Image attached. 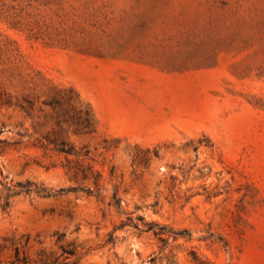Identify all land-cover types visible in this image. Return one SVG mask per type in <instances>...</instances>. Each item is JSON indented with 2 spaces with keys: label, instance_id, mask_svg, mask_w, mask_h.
Instances as JSON below:
<instances>
[{
  "label": "rangeland",
  "instance_id": "1",
  "mask_svg": "<svg viewBox=\"0 0 264 264\" xmlns=\"http://www.w3.org/2000/svg\"><path fill=\"white\" fill-rule=\"evenodd\" d=\"M64 262L264 264V0H0V264Z\"/></svg>",
  "mask_w": 264,
  "mask_h": 264
},
{
  "label": "trees",
  "instance_id": "2",
  "mask_svg": "<svg viewBox=\"0 0 264 264\" xmlns=\"http://www.w3.org/2000/svg\"><path fill=\"white\" fill-rule=\"evenodd\" d=\"M56 150L60 153H65V154H70V152H72V149L68 147V145L66 143H64L63 141H61L60 143H58L56 145ZM31 186V184L29 182H26L24 185L19 184V187L21 188V190L23 191H28L29 187ZM4 206H8V202H5ZM62 264H69L68 262H64Z\"/></svg>",
  "mask_w": 264,
  "mask_h": 264
}]
</instances>
